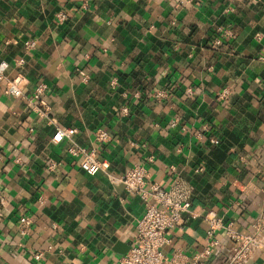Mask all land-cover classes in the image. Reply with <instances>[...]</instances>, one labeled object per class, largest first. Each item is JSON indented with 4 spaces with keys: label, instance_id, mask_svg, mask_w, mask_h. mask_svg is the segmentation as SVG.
<instances>
[{
    "label": "crops",
    "instance_id": "obj_1",
    "mask_svg": "<svg viewBox=\"0 0 264 264\" xmlns=\"http://www.w3.org/2000/svg\"><path fill=\"white\" fill-rule=\"evenodd\" d=\"M1 61L8 77L23 76L25 93L46 85L38 106L47 112L0 83V264H116L132 245L141 199L102 170L81 169L71 144L95 149L114 177L140 163L163 187L179 180L191 204L182 227L166 233V256L226 263L234 243L222 229L211 253L192 261L212 216L256 231L264 215V0H0ZM159 89L167 95L156 98ZM98 128L108 141L94 139ZM57 130L63 138L54 142ZM48 159L59 162L54 171ZM23 215L32 222L21 233ZM242 264H264V248Z\"/></svg>",
    "mask_w": 264,
    "mask_h": 264
},
{
    "label": "built area",
    "instance_id": "obj_2",
    "mask_svg": "<svg viewBox=\"0 0 264 264\" xmlns=\"http://www.w3.org/2000/svg\"><path fill=\"white\" fill-rule=\"evenodd\" d=\"M179 3H191L194 0H177ZM67 18V12L62 10L56 13V20L62 22ZM35 45L34 40L26 42L25 48L32 49ZM17 64L22 62L18 59ZM8 64L5 61L0 62V83L6 94L13 95L25 99L31 104L32 109L39 115H46V107H39L44 104L41 95L46 89L44 83H38L31 91L25 93L22 87L23 76L17 74L14 77H8L5 69ZM82 79L86 78V74L80 71ZM190 91L189 88H187ZM167 95V90L159 89L154 93L156 98ZM229 95L227 88L218 93L220 99H226ZM121 113H127V107L122 106ZM178 119L175 117L171 120L170 126L177 125ZM63 138V132L57 130L52 135V141L59 142ZM94 139L99 142H106L110 139L107 130L98 128L94 132ZM68 153L73 157L75 163L83 170L94 172L102 170L109 179H113L120 183L124 189L132 194L137 195L144 206L142 215L136 222V232L132 245L127 253L121 256L116 264H187L185 256L180 251H173L170 256H166L163 247L169 242L166 233L174 227H182L183 214L189 210L190 197L186 189L180 184L177 178H174L169 187H163L156 181L148 178L146 168L135 163L123 174L114 177L106 171V164L99 159L95 149H87L78 144H71L68 147ZM18 159H16L17 161ZM59 162L48 159L45 167L48 171H54ZM207 219L206 236L207 241L204 249L193 256V262L200 257L209 255L213 248L219 244V239L215 237L218 229H222L224 235L233 241L232 253L228 261L224 264H242L251 255L255 249L264 248V238L260 235L264 215H261L254 223L256 230L250 234H243L233 229L231 222H223L219 216H212ZM21 224V233L26 232V228L31 224L32 220L29 216H21L19 218ZM33 257L39 259L41 252L34 253Z\"/></svg>",
    "mask_w": 264,
    "mask_h": 264
}]
</instances>
